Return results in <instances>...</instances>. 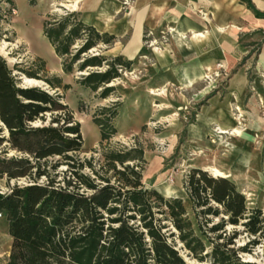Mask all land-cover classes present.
Masks as SVG:
<instances>
[{
	"label": "trees",
	"instance_id": "obj_1",
	"mask_svg": "<svg viewBox=\"0 0 264 264\" xmlns=\"http://www.w3.org/2000/svg\"><path fill=\"white\" fill-rule=\"evenodd\" d=\"M243 2L264 18L250 0ZM4 4L14 5L0 0V23L10 15ZM43 34L64 73L87 72L79 84L101 99L113 95L109 85L135 63L122 55L91 54L112 46L116 37L86 25L78 13L46 21ZM16 71L37 77L10 67L0 55V133H7L0 137V181L26 182L0 192V214L11 238L1 264H187L178 245L201 264H258L242 254L264 249V213L248 209L233 181L192 169L185 185L189 215L182 198L167 199L144 187L141 148H104L101 163L79 159L81 124L69 107L60 96L22 88ZM42 80L54 90L69 89L60 78ZM118 115L104 109L94 119L102 147L117 135ZM63 166L65 172L58 173ZM241 236L248 241L238 246Z\"/></svg>",
	"mask_w": 264,
	"mask_h": 264
},
{
	"label": "rangeland",
	"instance_id": "obj_2",
	"mask_svg": "<svg viewBox=\"0 0 264 264\" xmlns=\"http://www.w3.org/2000/svg\"><path fill=\"white\" fill-rule=\"evenodd\" d=\"M12 1L13 6L3 5V10L10 15L0 23V55L10 67L36 74L34 78L16 71L21 86L60 96L61 102L69 107L81 124L84 147L79 159L94 158L96 163H101L104 148H141L145 152L144 187L157 190L167 199L182 198L189 215H192L191 205L185 191L189 172L194 168H214L236 184L246 197L249 210L261 209L264 213V79L249 70L248 86L242 91L232 88L234 69L224 72L217 68L201 74L194 68L186 71V59L171 57L168 30L161 33L159 29L153 35L144 34L142 51L136 57L137 52L131 56L135 61L132 70L109 85L115 88L113 95L101 99L79 84L87 72L64 73L62 61L43 34L46 21L64 15L60 5L67 4V0ZM129 38L127 35L112 46H100L91 54L119 56ZM250 60L248 64L252 63ZM191 76L195 79L192 85L187 82ZM42 78H60L69 89L54 90ZM219 108L224 110V116H217ZM253 108L258 109V116L254 115ZM104 109L117 110L119 115L114 121L117 135L102 147L100 129L94 119L102 116ZM204 113L209 116H201ZM222 130L228 133L218 134ZM3 135L7 133H0V137ZM9 155L15 152L9 151ZM65 170L63 166L58 173ZM6 183V180L0 181L3 194L9 193L15 184L26 182L11 181L9 186ZM247 241L241 236L237 245L243 246ZM10 245L8 224L2 217L0 264L8 257ZM178 248L184 259L201 264L189 257L181 245ZM242 258L264 264V249L259 246L252 253L242 254Z\"/></svg>",
	"mask_w": 264,
	"mask_h": 264
},
{
	"label": "crops",
	"instance_id": "obj_3",
	"mask_svg": "<svg viewBox=\"0 0 264 264\" xmlns=\"http://www.w3.org/2000/svg\"><path fill=\"white\" fill-rule=\"evenodd\" d=\"M250 1L257 12L264 14V0ZM66 2L60 5L65 13H78L86 25L98 32L113 35L116 40L130 35L121 55L131 61L135 52L136 57L142 51L146 32L153 35L159 29L161 33L167 29L171 57L186 59V71L194 68L201 74L217 68L224 72L234 69L232 88L242 91L248 86L249 70L264 79V18L257 17L243 0ZM187 82L194 84V77ZM253 111L258 116V109L253 108ZM216 114L224 116L225 112L219 108ZM201 116L209 115L204 113Z\"/></svg>",
	"mask_w": 264,
	"mask_h": 264
},
{
	"label": "bare ground",
	"instance_id": "obj_4",
	"mask_svg": "<svg viewBox=\"0 0 264 264\" xmlns=\"http://www.w3.org/2000/svg\"><path fill=\"white\" fill-rule=\"evenodd\" d=\"M139 28V27H138ZM138 33V32H137ZM137 35V34H136ZM198 36V35H197ZM135 42V41H134ZM133 45H134V43H133ZM29 83H32V84H34V85H38V82H35V81H28ZM228 132L227 131H225V130H222V131H220L218 134H227ZM206 172H209L210 174H211V176L212 177H214V178H227L228 179V177L227 176H225L222 172H220L219 170H217V169H214V168H206V169H204ZM170 190V189H169ZM177 191V190H176ZM173 192H175V191H173ZM185 260H186V262H187V264H196L194 261H192V260H190V259H188V258H185Z\"/></svg>",
	"mask_w": 264,
	"mask_h": 264
},
{
	"label": "water",
	"instance_id": "obj_5",
	"mask_svg": "<svg viewBox=\"0 0 264 264\" xmlns=\"http://www.w3.org/2000/svg\"><path fill=\"white\" fill-rule=\"evenodd\" d=\"M25 83H26V81H25ZM22 88H25V89H26V88H32V87H26V86H22Z\"/></svg>",
	"mask_w": 264,
	"mask_h": 264
},
{
	"label": "built area",
	"instance_id": "obj_6",
	"mask_svg": "<svg viewBox=\"0 0 264 264\" xmlns=\"http://www.w3.org/2000/svg\"><path fill=\"white\" fill-rule=\"evenodd\" d=\"M3 216L0 214V218H2Z\"/></svg>",
	"mask_w": 264,
	"mask_h": 264
}]
</instances>
